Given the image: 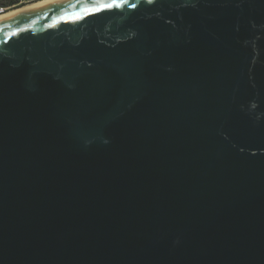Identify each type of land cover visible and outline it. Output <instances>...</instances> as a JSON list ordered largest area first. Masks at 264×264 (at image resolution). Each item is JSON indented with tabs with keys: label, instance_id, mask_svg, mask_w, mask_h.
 Instances as JSON below:
<instances>
[{
	"label": "water",
	"instance_id": "obj_1",
	"mask_svg": "<svg viewBox=\"0 0 264 264\" xmlns=\"http://www.w3.org/2000/svg\"><path fill=\"white\" fill-rule=\"evenodd\" d=\"M0 264H264V0L0 20Z\"/></svg>",
	"mask_w": 264,
	"mask_h": 264
},
{
	"label": "bare ground",
	"instance_id": "obj_2",
	"mask_svg": "<svg viewBox=\"0 0 264 264\" xmlns=\"http://www.w3.org/2000/svg\"><path fill=\"white\" fill-rule=\"evenodd\" d=\"M61 0H34L31 2H28L24 5L17 6L8 10H5L4 12L0 13V20L6 19L8 17H12L15 15H18L22 12L28 11L30 9H33L34 7L44 4V3H50V2H57Z\"/></svg>",
	"mask_w": 264,
	"mask_h": 264
},
{
	"label": "trees",
	"instance_id": "obj_3",
	"mask_svg": "<svg viewBox=\"0 0 264 264\" xmlns=\"http://www.w3.org/2000/svg\"><path fill=\"white\" fill-rule=\"evenodd\" d=\"M21 1L22 0H0V5L7 6V7L10 6V8H12V7L24 5L26 3V2H21Z\"/></svg>",
	"mask_w": 264,
	"mask_h": 264
},
{
	"label": "built area",
	"instance_id": "obj_4",
	"mask_svg": "<svg viewBox=\"0 0 264 264\" xmlns=\"http://www.w3.org/2000/svg\"><path fill=\"white\" fill-rule=\"evenodd\" d=\"M31 1L32 0H22L21 2H26L27 3V2H31ZM9 8H10V6L7 7V6L0 5V13L4 12L5 10H8Z\"/></svg>",
	"mask_w": 264,
	"mask_h": 264
},
{
	"label": "snow or ice",
	"instance_id": "obj_5",
	"mask_svg": "<svg viewBox=\"0 0 264 264\" xmlns=\"http://www.w3.org/2000/svg\"><path fill=\"white\" fill-rule=\"evenodd\" d=\"M149 2H151V0H149ZM108 7H111V5H107Z\"/></svg>",
	"mask_w": 264,
	"mask_h": 264
},
{
	"label": "rangeland",
	"instance_id": "obj_6",
	"mask_svg": "<svg viewBox=\"0 0 264 264\" xmlns=\"http://www.w3.org/2000/svg\"><path fill=\"white\" fill-rule=\"evenodd\" d=\"M28 3V2H27ZM26 4V3H25ZM12 8H14V7H12ZM9 9H11V8H9Z\"/></svg>",
	"mask_w": 264,
	"mask_h": 264
}]
</instances>
